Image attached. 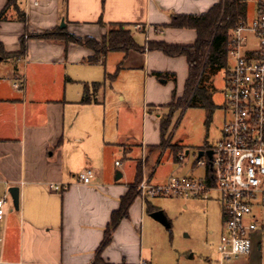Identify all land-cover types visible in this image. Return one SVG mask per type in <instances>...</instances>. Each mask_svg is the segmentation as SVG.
<instances>
[{"label":"crops","instance_id":"1","mask_svg":"<svg viewBox=\"0 0 264 264\" xmlns=\"http://www.w3.org/2000/svg\"><path fill=\"white\" fill-rule=\"evenodd\" d=\"M216 1L17 0L24 15L21 21L13 4L0 0L4 50L18 52L20 38H26L23 55L0 60V197H6L0 219V264H150L142 258L143 227L154 210L148 211L149 203L140 195L97 256L111 214L118 210L135 174L134 169L132 179L121 180L124 165L119 158L132 154L126 140L130 130L122 127L115 108L116 122L113 106L99 98V91L107 84L117 100L129 104L126 100L142 87L143 107L150 108L139 162L142 179L150 182L152 173L147 175L144 168L152 155L167 148L152 151L160 137L149 140L148 130L159 135V121L167 109L158 106L169 103L173 92L176 98L183 95L188 64L184 56L148 50L146 43L192 45L194 29L166 25L173 15H199ZM61 20L69 34L97 41L109 24H127L144 51H112L103 62L90 63L93 52L86 47L26 37L60 27ZM110 75H114L111 80ZM85 96L90 101L82 103ZM85 169L92 170L93 177L81 184L78 175ZM117 171L122 175L115 180ZM51 184L60 189H50ZM11 186L19 188L18 209L7 192ZM228 264H264L257 235L251 254Z\"/></svg>","mask_w":264,"mask_h":264},{"label":"built area","instance_id":"2","mask_svg":"<svg viewBox=\"0 0 264 264\" xmlns=\"http://www.w3.org/2000/svg\"><path fill=\"white\" fill-rule=\"evenodd\" d=\"M257 47L246 48L250 37ZM229 65L224 75V102L229 118L221 137L213 147L211 158L200 157L206 165V181L173 177L165 183L150 185L142 179L138 185L141 198L177 196L197 198L215 191L222 210L223 231L217 246L216 264L251 254L259 226L264 227V4L250 24L231 30ZM21 88V83H15ZM183 160V155L178 156ZM119 165V162L115 163ZM90 169L78 175V182L88 184ZM50 189L59 190L56 185ZM6 197H0V219ZM139 264H145L141 261Z\"/></svg>","mask_w":264,"mask_h":264},{"label":"rangeland","instance_id":"3","mask_svg":"<svg viewBox=\"0 0 264 264\" xmlns=\"http://www.w3.org/2000/svg\"><path fill=\"white\" fill-rule=\"evenodd\" d=\"M256 17L257 0H248L247 24ZM135 29L141 30L143 27L136 26ZM253 47H257V41L251 36L246 48ZM224 75V69H217L213 73L209 69L205 71L202 84L213 91L211 93L214 108L210 115L206 108L194 104L175 112L167 135L171 134L170 145L178 143L184 146L180 153L183 160L175 158L170 147L162 153L152 155L144 168L147 175L152 173L150 185L162 184L173 177L206 181V165L197 164V153L204 144L208 147L215 145L221 137L224 122L229 118L223 95ZM107 86L106 84L101 88L99 98L101 100L105 98L106 105L113 106L111 115L116 117H114L116 122L118 110L122 127L126 132L130 130L126 140L132 148V154L130 158L128 156L119 158L124 165V177L121 180L126 181L133 178L135 166L141 158L139 144L142 131L146 128L147 108L150 106L143 107L144 92L141 86L133 91L130 99L126 100L129 104L117 100ZM154 137L159 141L158 133L153 134L149 128L148 139L152 140ZM146 147L144 146V149ZM201 159L206 160V157L202 156ZM136 191L139 194L138 188ZM146 199L150 209L164 213L169 227L152 217L147 218L150 223H145L143 227L142 258L147 259L150 264H216L217 246L223 231L221 201L217 192L212 191L206 196L187 199L177 196H156ZM259 231L257 240L262 245L264 254V227L259 226Z\"/></svg>","mask_w":264,"mask_h":264},{"label":"trees","instance_id":"4","mask_svg":"<svg viewBox=\"0 0 264 264\" xmlns=\"http://www.w3.org/2000/svg\"><path fill=\"white\" fill-rule=\"evenodd\" d=\"M13 4L17 18L24 20L23 12L20 11L17 0H8ZM264 4V0H257V10ZM247 7L248 0H217L211 8L199 15L181 14L173 15L171 22L167 27L174 28H191L196 32V39L192 45L166 44L164 42H147L148 50H158L170 57L184 56L188 64V77L185 81L183 95L176 98L175 92L172 93L171 101L158 107H165L166 114L162 115L159 121V137L158 145L152 146L150 149L168 148L172 150L175 158L183 147L180 144H169L171 134L167 135L172 124V119L176 111L182 110L186 106L192 104L206 108L207 113H211L213 107L212 93L207 85H203L205 71L210 70L211 73L217 69H226L228 67V49L229 35L232 29L239 25L247 24ZM5 19L1 14L0 21ZM26 37L40 38L50 41H61L64 43L72 42L80 46L86 47L93 52L88 58V62H103L108 52L120 51L127 54L129 51L143 52L144 46L136 43L132 36L130 27L127 24L111 23L108 25L107 32L101 41L86 36L83 38L69 34L65 28L56 27L52 30L38 33L28 34ZM25 40L20 38V49L16 53H8L4 50L0 42V60L18 57L25 52ZM120 64L117 68L119 69ZM158 77L165 78L167 74L155 73ZM111 80L114 75L108 76ZM95 87L99 84H94ZM88 96L81 99L82 103L89 102ZM142 180V165L140 162L136 164L134 180L130 184L127 193L121 197L118 210L111 214L110 221L105 229L104 238L97 249V256L108 245L112 231L115 229L119 220L126 217L128 208L133 200L139 195L137 193L138 185ZM148 211L154 210L147 207Z\"/></svg>","mask_w":264,"mask_h":264},{"label":"water","instance_id":"5","mask_svg":"<svg viewBox=\"0 0 264 264\" xmlns=\"http://www.w3.org/2000/svg\"><path fill=\"white\" fill-rule=\"evenodd\" d=\"M65 24H64V20H61L60 23V28H64ZM187 153V152H186ZM204 154H206L208 156V158H211L212 155V150L210 149H206V150H199L197 153V159H199L200 157H202ZM121 173L119 171L116 172L114 179L118 180L121 178ZM8 194L10 195V198L12 200V205L15 209H18V205H19V188L17 186H11L10 188H8L7 190ZM150 217H152L154 220L158 221L159 223L163 224L166 227H169V223L164 215V213L162 211L159 210H155L153 212H151Z\"/></svg>","mask_w":264,"mask_h":264},{"label":"flooded vegetation","instance_id":"6","mask_svg":"<svg viewBox=\"0 0 264 264\" xmlns=\"http://www.w3.org/2000/svg\"><path fill=\"white\" fill-rule=\"evenodd\" d=\"M202 149H204V148H202ZM207 148H205L204 150H206Z\"/></svg>","mask_w":264,"mask_h":264}]
</instances>
